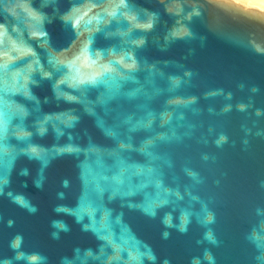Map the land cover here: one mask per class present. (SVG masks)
I'll list each match as a JSON object with an SVG mask.
<instances>
[{"label": "water", "instance_id": "1", "mask_svg": "<svg viewBox=\"0 0 264 264\" xmlns=\"http://www.w3.org/2000/svg\"><path fill=\"white\" fill-rule=\"evenodd\" d=\"M0 34V264H264V13L0 0Z\"/></svg>", "mask_w": 264, "mask_h": 264}, {"label": "snow or ice", "instance_id": "2", "mask_svg": "<svg viewBox=\"0 0 264 264\" xmlns=\"http://www.w3.org/2000/svg\"><path fill=\"white\" fill-rule=\"evenodd\" d=\"M120 4H126L127 0H118ZM33 20L36 22V24H39V21L33 17ZM83 20V17L79 16L78 13H74L72 16L69 17L68 23L70 24H75L79 25L81 24V21ZM89 25L91 24V21L87 22ZM130 26H139V21L136 20V18H133L131 21H129ZM145 27H151V24L145 25ZM2 35V34H0ZM0 51H3V44L2 41H0ZM96 56L97 54L92 52L90 48L85 45L84 47L81 48L80 50V55H78L73 61L70 62L69 67L71 69V76L75 81H78L80 83H83L85 85L90 84V83H96L98 81H101L103 78L108 77L110 74V68L106 67L104 65H100L102 71L99 73L98 76H92L90 75L87 79H85L81 75V70H80V61L84 59L85 57L88 58L89 62L91 65L96 64ZM114 62H109L111 65ZM5 68V65L3 64L2 60H0V74L3 73ZM2 103V101H0Z\"/></svg>", "mask_w": 264, "mask_h": 264}, {"label": "bare ground", "instance_id": "3", "mask_svg": "<svg viewBox=\"0 0 264 264\" xmlns=\"http://www.w3.org/2000/svg\"><path fill=\"white\" fill-rule=\"evenodd\" d=\"M243 8L253 9L264 13V0H225ZM243 4V5H242Z\"/></svg>", "mask_w": 264, "mask_h": 264}, {"label": "rangeland", "instance_id": "4", "mask_svg": "<svg viewBox=\"0 0 264 264\" xmlns=\"http://www.w3.org/2000/svg\"><path fill=\"white\" fill-rule=\"evenodd\" d=\"M243 5V4H242Z\"/></svg>", "mask_w": 264, "mask_h": 264}]
</instances>
